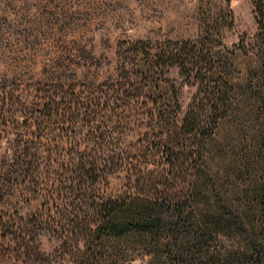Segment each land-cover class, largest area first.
Listing matches in <instances>:
<instances>
[{
    "label": "trees",
    "instance_id": "trees-1",
    "mask_svg": "<svg viewBox=\"0 0 264 264\" xmlns=\"http://www.w3.org/2000/svg\"><path fill=\"white\" fill-rule=\"evenodd\" d=\"M187 44L147 56L143 64L147 70L177 65L197 84L183 107L177 91L153 89L158 75L143 78L153 89L151 118L158 128L145 149L122 150L118 141L96 130L89 135L95 145L75 147L67 121L81 115L78 103L68 111L54 98L46 101L45 115L61 116V132L52 138L54 144L46 132L36 136L33 162L49 139L44 171L59 172L58 190L71 198V228L60 236L64 255L59 264H136L138 259L143 264H264V65L247 96L242 84L216 69L210 49ZM138 77L120 74L125 82L97 91L91 103L107 106L117 95L130 96ZM92 112L90 121L99 116ZM140 157H153L155 166L147 168ZM14 163L26 164L22 158ZM41 163L33 169L36 176ZM107 166H129L131 186L121 192L103 188L101 171ZM31 169L27 164L18 178L29 177ZM56 181L37 180L34 187L45 189ZM45 215L51 227L60 221L50 211L40 217ZM11 226L6 244H14L26 263L40 261L43 251L31 236L34 228Z\"/></svg>",
    "mask_w": 264,
    "mask_h": 264
},
{
    "label": "rangeland",
    "instance_id": "rangeland-1",
    "mask_svg": "<svg viewBox=\"0 0 264 264\" xmlns=\"http://www.w3.org/2000/svg\"><path fill=\"white\" fill-rule=\"evenodd\" d=\"M193 43L210 49L216 69L242 84L248 96V85L264 65V0H0V264H31L5 242L12 224L34 228L31 236L43 253L33 264H59L64 255L60 236L71 228V198L58 190L60 173L44 171L49 139L38 150L40 175L33 173L39 162H33L36 136L46 132L54 144L52 138L61 132V116L45 115L46 101L54 98L68 111L79 105L81 115L67 121L75 147L79 142L80 149L95 145L89 135L96 130L118 141L122 150L145 149L158 131L151 118L152 90L177 91L185 107L197 84L177 65L147 70L143 64L147 56ZM124 72L139 76L130 96L117 95L107 106L91 103L97 91L125 82L120 78ZM149 74L160 77L153 89L143 79ZM91 109L99 115L92 121ZM16 158L26 164H15ZM138 159L147 168L155 166L153 157ZM27 164L32 166L29 177L18 178ZM128 167H104L101 186L108 192L128 189ZM37 180L57 181L38 189ZM49 211L60 220L53 227L46 223L49 217H40Z\"/></svg>",
    "mask_w": 264,
    "mask_h": 264
}]
</instances>
